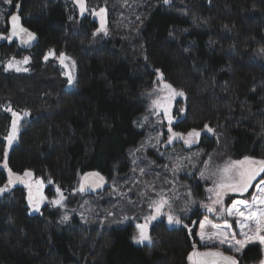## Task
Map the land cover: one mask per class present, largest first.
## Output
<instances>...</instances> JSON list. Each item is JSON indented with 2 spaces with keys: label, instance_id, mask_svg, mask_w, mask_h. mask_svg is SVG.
Returning <instances> with one entry per match:
<instances>
[{
  "label": "trees",
  "instance_id": "1",
  "mask_svg": "<svg viewBox=\"0 0 264 264\" xmlns=\"http://www.w3.org/2000/svg\"><path fill=\"white\" fill-rule=\"evenodd\" d=\"M88 4L107 9V34L68 0H0V32L10 33L8 13H14L35 35L31 47L21 43L24 34L0 42V187L8 181L5 148L12 172L31 171L49 182L51 199L59 188L71 208L89 196L78 192L84 173L99 171L110 180L129 174V152L145 137L135 122L161 76L186 96L175 131L202 130L199 146L208 153L264 159V0ZM61 53L74 62V75ZM25 57L27 71L8 68ZM8 108L28 113L10 148ZM55 205L30 213L24 185L0 194V264H188L193 243L199 245L197 227L189 234L192 222H156L152 241L140 245L132 221L87 223L74 215L62 222ZM262 260L259 245L241 255V264Z\"/></svg>",
  "mask_w": 264,
  "mask_h": 264
},
{
  "label": "rangeland",
  "instance_id": "2",
  "mask_svg": "<svg viewBox=\"0 0 264 264\" xmlns=\"http://www.w3.org/2000/svg\"><path fill=\"white\" fill-rule=\"evenodd\" d=\"M68 1L77 8L80 16H84L90 12L93 18L98 22V29L101 28L103 23L106 33L108 32V13L105 7L91 9L88 0H84L85 11L82 14L80 4L77 0ZM100 9L105 10L102 14L103 20L101 14H99ZM98 33L105 34V31H99ZM22 39H28L27 35L24 34ZM4 40L7 39H0V42ZM12 61H23V59ZM27 65L28 63H22L18 66L28 69ZM64 65L67 66L71 71L70 73L74 75L75 68L73 67V63L65 59ZM163 83L169 82L165 80L161 82V79L157 80L154 86L144 95V100L146 102L145 110L136 120L135 124L138 128L144 130L145 137L136 148L129 152L131 160L130 173L126 176H115L112 180L108 179L107 190L95 196L83 197L81 203L72 208L68 206L67 197L63 194V206L58 205L62 211V219L64 216H67V220H70L72 216L76 215L79 216L83 222L87 223L118 224L132 221L136 227L137 224H143L145 222V217L154 214V209L150 206L152 201L159 200L163 197L167 199L169 203L165 205L162 212L178 217L181 221L180 224L188 225L189 222H192L190 228L193 229L197 227V232L199 231L198 224H194L193 221H201L207 218L213 223L221 225H223L224 219L229 220V222L233 221V217H219L214 213L208 212L201 206L202 204L211 203L209 200L211 194L208 193L206 189L213 186V179H201L200 172L205 171V162H208L207 171H205V176L208 177L211 171H214L218 166H222L225 161L229 159H239L225 157L223 154L205 152L199 146L201 138L191 146L186 145L183 141L173 148L166 149L165 145L167 144L169 136L168 120L164 116L163 111L153 104L154 100L161 99L169 94L168 90L163 89ZM173 88L175 87L173 86ZM175 89L180 91L177 88ZM185 100L186 96L184 94L183 96H176L171 101V115L173 116L172 128L185 114V105L178 106L180 101L185 102ZM181 109H183V111H181ZM157 113H159V115H157ZM21 117L22 119L19 124H21L22 120L25 118L24 115ZM19 132L20 127H18V133ZM177 164L180 165L179 168H177ZM140 169H144L143 174ZM31 179L33 181L41 180L43 182L42 191L45 199L40 203L39 211H35L33 207L29 206L28 188L24 185L29 212L37 214L40 213L45 206L53 204L51 201L59 199V194H56L54 199H51L46 194V189L50 183L36 177L34 174ZM198 186L202 188L201 191L197 189ZM254 191V187L249 189V193ZM189 192H191V195H189ZM239 198H241L239 194H229L225 196V206H230L232 199ZM245 198L250 199V195L246 193ZM214 207L219 208L218 205H214ZM159 221L167 223L168 216L166 214H161L156 220L149 222V236L151 227L154 223ZM174 225L178 224L173 223L171 226ZM230 231L239 232V228L233 223ZM138 234L139 229L136 227L135 235ZM237 238L242 237L238 236ZM151 241L152 238L150 241H144L143 243L135 242L143 245ZM199 247L204 250L206 249L200 242L199 245H197L198 249ZM209 247L219 248V250L234 255L237 258H240L242 255L229 251L227 245L220 246L216 244L215 246L209 245ZM188 264H190V262H188Z\"/></svg>",
  "mask_w": 264,
  "mask_h": 264
},
{
  "label": "snow or ice",
  "instance_id": "3",
  "mask_svg": "<svg viewBox=\"0 0 264 264\" xmlns=\"http://www.w3.org/2000/svg\"><path fill=\"white\" fill-rule=\"evenodd\" d=\"M5 4L11 5L13 0H3ZM81 7V13L85 11L84 0H77ZM169 0H164L167 4ZM15 7L19 9L20 5L16 4ZM104 9H100L101 18L103 20L102 14ZM11 22V31L8 35L0 32V39L11 40L13 37L20 36L21 34H26L28 39H21V43L28 44L32 39H35V35L28 31L27 28L22 27L20 23V16L14 13H8ZM0 18H3L0 15ZM105 31L103 23L101 28L97 30ZM264 52V49H261ZM50 55L54 54L52 52ZM28 57H25L23 61H11L8 64V68H15L17 72L27 71V68H21L18 65L28 62ZM47 59V56L45 57ZM65 56L63 53L60 54V61L64 63ZM67 67V66H66ZM74 67V62H73ZM7 70V69H6ZM159 72V70H157ZM68 76V84L71 86L74 83V77L65 73ZM161 82H163V77H160ZM163 89L168 90V95L161 99L153 101V104L163 111L164 116L168 120V140L169 144L173 143L175 140H183L188 146L198 142L201 136L202 130H197L192 128L186 133L174 131L172 128L173 116L171 115V101L176 96H183L184 92L182 90L177 91L169 83H163ZM7 111L12 112L11 108ZM183 111V109H181ZM27 112L24 113L26 117ZM159 115V113H157ZM12 123L11 130L8 135L4 138L7 141V145L10 148L13 142L17 138L19 123L22 119L21 115L17 112H12ZM204 129L208 132H212L213 129L207 124L204 125ZM8 148L4 149V164L3 167L8 169V181L4 187H0V194L8 190L9 185H14L17 182L25 184L28 188V203L29 206L33 207L35 211H39L40 203L45 199L43 195V182L41 180L33 181V173L31 171H25L23 175L16 174L8 168L7 164ZM207 164L205 162V171H207ZM180 165L177 164V168ZM141 173H144V169H140ZM205 171L200 172L201 179L209 178L213 179V186L206 189L209 196L210 204H202L208 212L214 213L219 217H233V221L224 219L223 225L213 223L211 220L205 218L201 221H193L194 224H198L199 231L195 233L199 237V242L206 248L205 251L198 250L196 243H193V250L188 254V260L190 264H239V261L234 255H226L223 251L216 247H209V245L215 246L216 244L220 246L227 245L229 251L234 253L242 254L243 250L249 245H259L262 250H264V159H256L253 157L245 156L239 160L229 159L224 162L222 166H218L214 171H211L208 177L205 176ZM259 178V179H258ZM255 182V184H254ZM104 177L99 173H85L81 177L79 192H85L89 190H96L103 186ZM255 188V191L249 193V189ZM57 193L59 194V199L51 201V203L56 205H62L64 200L63 193L57 188ZM250 195V199L245 198V194ZM229 194H239L241 198L232 199L230 206H225L224 198ZM191 195V192H189ZM214 197V199H213ZM169 201L163 197L159 200H153L150 205L154 209V214L145 217V222L143 224H137L136 227L139 229V234L134 235L132 239L137 243H143L144 241H150V236L148 234L149 222L156 220L161 214H166L168 216V222L170 224H180L181 221L178 217H174L171 214L163 213L162 210L165 205H168ZM218 205L219 208L214 207ZM68 217L64 216L63 221L67 220ZM235 223L239 232L230 231L232 229V224ZM185 227H188L185 225ZM211 229V230H209ZM189 234H192V229L189 228ZM242 238H237V237ZM264 264V260L260 262Z\"/></svg>",
  "mask_w": 264,
  "mask_h": 264
},
{
  "label": "water",
  "instance_id": "4",
  "mask_svg": "<svg viewBox=\"0 0 264 264\" xmlns=\"http://www.w3.org/2000/svg\"><path fill=\"white\" fill-rule=\"evenodd\" d=\"M22 35V34H21ZM21 35L20 36H16V37H13L14 39H16V40H19L20 38H21ZM35 43V39H32L28 44H27V46L28 47H31L33 44ZM175 131V130H174ZM201 135H202V132H201ZM182 142V140H175L173 143H171V144H169V143H167V147H169V146H173V145H175V144H179V143H181ZM6 172H7V174H8V169H6ZM86 173H99L101 176H103L104 177V183H103V186L102 187H100V188H98V189H96V190H89V191H85V192H80V193H82V194H85V195H89V196H95V195H98V194H100V193H102V192H104L105 190H107V188H108V177L106 176V175H104L103 173H101V172H99V171H88V172H86ZM17 174V173H16ZM85 174V173H84ZM83 174V175H84ZM19 175H21L22 176V174H19ZM82 175V176H83ZM81 176V177H82ZM80 181H81V179H80ZM16 185H25V184H23V183H19V182H17L16 184H14V185H9V186H16ZM79 185H80V182H79ZM78 189H79V187H78ZM78 192H79V190H78ZM159 217V216H158ZM157 217V218H158ZM199 250V249H198ZM206 250V249H205ZM205 250H200V251H205ZM224 252V251H223ZM226 255H229L228 253H226V252H224Z\"/></svg>",
  "mask_w": 264,
  "mask_h": 264
},
{
  "label": "flooded vegetation",
  "instance_id": "5",
  "mask_svg": "<svg viewBox=\"0 0 264 264\" xmlns=\"http://www.w3.org/2000/svg\"><path fill=\"white\" fill-rule=\"evenodd\" d=\"M200 138V137H199ZM182 142H183V140H182ZM181 142V143H182ZM168 143V142H167ZM181 143H179V144H181ZM179 144H175V145H173V146H169V147H167V144L165 145V148L166 149H168V148H173V147H175V146H177V145H179ZM168 223V222H167ZM169 225H173V224H170V223H168ZM183 225H185V224H183ZM244 252V251H243ZM230 255V254H229ZM238 259V261H239V264H241V257L240 258H237Z\"/></svg>",
  "mask_w": 264,
  "mask_h": 264
}]
</instances>
